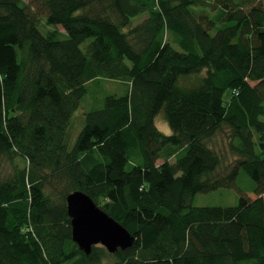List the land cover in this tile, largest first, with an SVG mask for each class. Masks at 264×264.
I'll list each match as a JSON object with an SVG mask.
<instances>
[{
	"label": "trees",
	"instance_id": "obj_1",
	"mask_svg": "<svg viewBox=\"0 0 264 264\" xmlns=\"http://www.w3.org/2000/svg\"><path fill=\"white\" fill-rule=\"evenodd\" d=\"M100 80L124 91L76 120ZM74 190L133 244L82 251ZM105 260L264 264V0H0V264Z\"/></svg>",
	"mask_w": 264,
	"mask_h": 264
},
{
	"label": "water",
	"instance_id": "obj_2",
	"mask_svg": "<svg viewBox=\"0 0 264 264\" xmlns=\"http://www.w3.org/2000/svg\"><path fill=\"white\" fill-rule=\"evenodd\" d=\"M66 203L71 219L72 240L86 254L97 244L111 253L133 244L134 235L102 210L85 192H70L66 196Z\"/></svg>",
	"mask_w": 264,
	"mask_h": 264
},
{
	"label": "rangeland",
	"instance_id": "obj_3",
	"mask_svg": "<svg viewBox=\"0 0 264 264\" xmlns=\"http://www.w3.org/2000/svg\"><path fill=\"white\" fill-rule=\"evenodd\" d=\"M87 43L84 42L83 46ZM194 82L193 79H183L182 83L185 85L192 84ZM115 82H109L107 80H100L95 83H90L88 85V91L82 97L79 108L75 111L74 117L76 120L80 121V117L82 119L83 113L89 110L92 107L100 106L103 103V98L109 93H122L124 91L123 86L120 89V92H117L118 88L114 84ZM83 120V119H82ZM77 122V121H75ZM156 123L158 127L166 134L171 133V129L166 123L165 119L162 116L157 117ZM216 145L223 147V141L225 139H221L220 136L216 139ZM233 157V156H232ZM225 160L230 161L231 155L225 152ZM236 184L239 188L242 189H252L255 184L251 177L248 175L245 169H241L239 175L236 180ZM238 193L234 188H220L214 191H210L207 193H199L196 195L194 199V203L198 205H234L237 203ZM107 260L104 261L103 264H107ZM64 264H71L70 261Z\"/></svg>",
	"mask_w": 264,
	"mask_h": 264
}]
</instances>
